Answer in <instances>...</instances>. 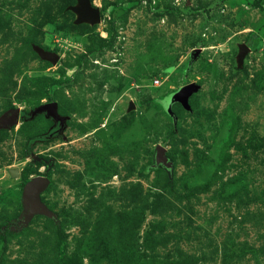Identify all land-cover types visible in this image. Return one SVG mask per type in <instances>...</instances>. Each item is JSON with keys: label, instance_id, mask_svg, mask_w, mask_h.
I'll use <instances>...</instances> for the list:
<instances>
[{"label": "rangeland", "instance_id": "obj_1", "mask_svg": "<svg viewBox=\"0 0 264 264\" xmlns=\"http://www.w3.org/2000/svg\"><path fill=\"white\" fill-rule=\"evenodd\" d=\"M90 3L0 0V264H264V0Z\"/></svg>", "mask_w": 264, "mask_h": 264}, {"label": "water", "instance_id": "obj_2", "mask_svg": "<svg viewBox=\"0 0 264 264\" xmlns=\"http://www.w3.org/2000/svg\"><path fill=\"white\" fill-rule=\"evenodd\" d=\"M78 2H79V6L73 8V11L78 15V20H77L78 23L89 22L91 24H95L100 22L101 20L100 11L91 6L90 0H78ZM39 52L44 58L49 59L53 62H57L58 60L57 56H55L54 54L45 53L42 50H39ZM196 90L197 87L195 86L189 85L187 87H184L178 93L170 96V98L167 101L168 106H170V104L174 100H180L185 104L187 97ZM55 108H56V104L50 103L38 108L33 113V115L45 112L48 117L58 120L57 116L55 115ZM19 115H20V110L16 109L9 112L5 116L0 117V129L10 128L11 126L17 124L19 120ZM156 162L158 165L162 164L167 168H170L172 166V163L168 161L165 155V149L161 146L157 147ZM46 184H47V179L42 177H37L25 186V198L32 212L34 211L41 212L44 210L43 207L39 204L38 194L39 191L46 186Z\"/></svg>", "mask_w": 264, "mask_h": 264}]
</instances>
